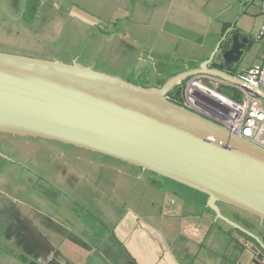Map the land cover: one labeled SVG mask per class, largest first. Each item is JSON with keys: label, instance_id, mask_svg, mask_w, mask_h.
I'll list each match as a JSON object with an SVG mask.
<instances>
[{"label": "water", "instance_id": "obj_1", "mask_svg": "<svg viewBox=\"0 0 264 264\" xmlns=\"http://www.w3.org/2000/svg\"><path fill=\"white\" fill-rule=\"evenodd\" d=\"M250 41L226 32L197 68L145 87L79 63L0 51V133L60 142L145 169L264 221V149L169 99L205 73L241 85ZM209 65H213L210 67ZM218 212V211H217ZM121 262L135 264L123 254Z\"/></svg>", "mask_w": 264, "mask_h": 264}, {"label": "crops", "instance_id": "obj_2", "mask_svg": "<svg viewBox=\"0 0 264 264\" xmlns=\"http://www.w3.org/2000/svg\"><path fill=\"white\" fill-rule=\"evenodd\" d=\"M140 1L142 5L139 4V8L135 9L139 14H143L144 23L141 24L144 25V30L152 29L151 26H158L159 31L166 35V38L161 37L155 44L147 45L150 47L143 52L142 56L133 54L137 56L134 64L139 65L136 69L138 68V72L142 71L143 79L147 82L146 87H159L169 77L181 71L197 68L208 59L226 32H237L239 35L246 36L251 42L249 48L244 49L240 60L242 61L248 53L255 51V49L252 50L254 43L250 29L258 23L261 27L264 25L257 21L260 16L254 17V23L250 29L241 22L243 17L257 14V7L261 0ZM69 2L73 7L57 3V0H0V40L31 51V53L18 51L19 54L59 59L57 54L59 46L56 44L59 32L56 30L59 31L62 27L60 18L64 19L65 25L70 18L77 17L72 8L84 9L81 5H76L74 0ZM132 8L130 14L133 12ZM232 19L235 20L233 23ZM260 20L264 18L261 17ZM95 30L96 32H91L89 39L85 37L88 40H84L87 56L96 53V57H101L106 49V52H110L108 49L115 50L112 54L116 56L122 48L131 51L137 48L136 40L127 41L126 32L110 30L100 25ZM259 32L260 29L258 36ZM146 37L152 38L150 34ZM67 38L70 41L66 38L63 40L65 48L70 46L68 43L76 41L71 37L67 36ZM150 48H157L158 51L153 52ZM178 49L182 50L184 56L177 54ZM193 49L196 51L193 52ZM44 52L48 54L43 55ZM263 56L264 54L245 69L260 65ZM71 59L77 60L74 56H71ZM101 59L103 60V57ZM81 63L90 65L88 61ZM209 66L213 67V65ZM232 73L238 74L236 69L232 70ZM177 90L175 87L171 89L170 96L176 95ZM234 95H237L235 91H233ZM14 163L22 167L19 162ZM17 173L18 171L16 175ZM50 175L51 177H46L47 185H52L59 190V193L54 188V190H48L41 187L42 193H51L54 197L56 194L57 196L67 194L70 188L62 182L65 175H58V177L56 173ZM4 180L0 177V237L5 241V244L0 246V264H90L91 258L95 255H99L101 261H110L108 254L102 251L104 234L97 233L96 229H90L87 232L86 219L83 220L75 215L71 220L53 219L51 217L53 215L47 213L50 211L49 208L41 204L44 202H41L39 193L34 191V186H30L31 188L18 186L17 182L10 186ZM30 190L33 193V195L30 194V198L33 200L28 199L27 196ZM66 198L54 209L59 211L69 209L71 214L75 206L68 196ZM44 204L49 205L46 202ZM133 217L135 219V216ZM74 223L79 224V228L76 229L73 226ZM92 225L95 227V224ZM92 225H90L91 228ZM179 248L175 251V255L179 253ZM206 253L207 256H211L210 252Z\"/></svg>", "mask_w": 264, "mask_h": 264}, {"label": "rangeland", "instance_id": "obj_3", "mask_svg": "<svg viewBox=\"0 0 264 264\" xmlns=\"http://www.w3.org/2000/svg\"><path fill=\"white\" fill-rule=\"evenodd\" d=\"M75 1L76 0H74V3L76 5L79 4L81 7H84V9L78 8L75 10L72 8L77 17L70 18L65 25L63 24L64 19L62 20V18H60L62 21L60 25L62 27L59 28V31H57L58 29L56 30V32H59L56 38L58 40L56 44L59 46L57 50L59 60L67 62V60H72L71 56H74L77 58L79 63L88 61L90 62V65L98 71L115 75L129 82L145 86L147 82L143 79L142 71L138 72V68L136 69V67L139 65L134 64L137 56L133 54L142 56L143 52L147 51V49L150 47L147 45L153 43L155 44V42H157L161 37L166 38V35L159 31L158 26H151L152 29L144 30L145 27L143 24H141L144 23L143 14H139V12L135 9L136 7L139 8V6L142 5V1ZM59 2L63 5H68V7L69 5L73 7L69 0H57V3ZM131 8L133 9L132 14H130ZM256 16H260L257 19L258 22L264 23V20H260L261 17L264 18V13H262L260 10V3L259 7H257V14L245 16L241 22L242 24L246 25L247 29H250L252 23H254L253 19ZM234 19H232V23L235 21ZM99 25L107 27L110 30H119L123 33L126 32L125 35H127L129 38H127V41L130 39L136 40L137 48L134 51L122 48L119 50L116 56L115 54H112L115 50L108 49L111 52L110 53L106 52V49L104 54L101 56L103 57V60L99 56L96 57V53L87 56V51L84 48V40L86 39L85 37L88 38L92 31L96 32L95 29L98 28ZM256 25L250 29L252 30V33L250 34L252 37L251 39L254 43L252 50L255 49V51L253 50L252 52L248 53L242 61L237 63L236 70L238 73L246 67L251 66L254 61H257L264 54V36L258 38V30L260 29L261 24L258 23ZM147 34H150L152 38H147ZM197 35L199 34L197 33ZM67 36L73 38V40L76 41L68 43L70 46L65 48V43L63 40L65 38L66 40H69ZM4 42L5 41L0 40V51L16 54L20 53L18 51H26L31 53V51L25 50V48H17L11 43ZM172 42L175 41L172 40ZM150 49H153V52L158 51L157 48ZM192 51L195 52L196 50L193 49ZM47 54V52L43 53V55ZM177 54L183 55L182 50L178 49ZM39 57L44 58V56ZM218 90L220 93L228 97L239 99L238 95L233 96L234 90L230 87L220 86ZM26 138L27 137L24 138L21 136L0 133V143L3 144L0 145V177L3 180L4 177H6L4 181L10 186H13L15 182L18 183V186H34V191L38 192L39 194L36 192L35 193L40 195L42 199L41 202H46L49 204L46 205L41 203L42 205H45L47 209L49 208L50 211H47V213L53 215L51 216L53 219L71 220L73 218L72 216L75 215L76 217H79L83 220L86 219V223L88 224V227L86 226L87 232H89L90 229H96L97 233L100 232L104 234V236L115 229H123L120 226L118 227L119 218L123 212H126L127 215L135 216L136 224L142 227H159V223H157L158 219L154 216L156 213H158V210L150 202L154 198L152 194L154 192V188L149 184H145L144 179L141 180V178L138 177L139 174L137 173L133 176L127 175L128 173H126L125 170L131 167L129 164L109 156L81 149L72 145L33 137L27 138L36 145L41 144L44 147L46 146L51 148L52 151H50V155H52V158H50V155L47 156L45 154L43 147H36V150H34L33 145H25L24 139ZM17 147L19 150H17ZM60 153H63V155H60ZM45 157L48 159L50 158L49 161L54 162L55 164H64L63 167L69 169L68 172L71 175L70 181L72 182L69 185L70 189L66 188L69 189L67 194H63L61 196H57L56 194L54 197V195L51 193L44 194L42 193V190H40L41 187L48 188V190L56 189L52 185H47L48 183L46 177H51L50 174H52L54 171L50 169V171H52V173H50L48 168L46 170V163L44 161ZM11 160L18 161L22 167L16 165V163ZM73 165H78L79 167H74ZM53 167L54 165L52 168ZM133 168L136 170V172L145 170L139 167ZM16 171H18L17 175ZM14 175H16V177H14ZM17 177L18 180H16ZM25 191L27 192V190ZM57 191L59 193V190ZM26 194L24 195L26 196ZM30 194L33 195L31 190L27 196L28 199L33 200L30 198ZM66 196L71 199L70 201H72L73 206H75V210L74 212L72 211L71 214L69 209L63 211L54 209L57 204H61L60 201L67 199ZM28 199L26 198L27 201ZM157 203L158 202H156V204ZM74 224L75 225L73 226H75L76 229L79 228V224ZM92 224H95V227ZM90 225H92V228ZM166 228L167 226L165 225L161 228L162 235H172L171 232ZM210 233L211 235L216 233L214 227L211 229ZM218 238L221 241L217 240V243L214 241L212 244L210 243V245H208L207 242H204V245H208L210 249V251L208 250V253L210 252L212 254L211 256H207V251H201L202 258L212 264H254L250 262V255L247 250L245 251L246 255H244V257L238 255L240 252H237L236 255L231 253V255H227L225 258L222 254V249H224L223 244H227V240L225 239L226 241H223L221 239L224 237ZM4 244V239L2 240L0 237V246ZM138 246L135 248L131 244V249L133 251L132 257L136 259L138 264H165V260H158L154 254L146 249L144 243H141V245ZM220 253L222 256H219ZM90 264L112 263L110 261H101L99 255H95L91 258Z\"/></svg>", "mask_w": 264, "mask_h": 264}, {"label": "flooded vegetation", "instance_id": "obj_4", "mask_svg": "<svg viewBox=\"0 0 264 264\" xmlns=\"http://www.w3.org/2000/svg\"><path fill=\"white\" fill-rule=\"evenodd\" d=\"M27 138L24 139L25 145H33L34 150L36 147H43L47 156L51 154V148L41 144L36 145ZM0 145L3 144L0 143ZM17 150H19L18 147ZM51 156L50 158H52ZM49 159L44 158L46 170L48 168L50 173H52L50 169L53 170L57 177L65 175L62 182L69 187L72 182L69 169L64 168V164H55ZM73 166L79 167L78 165ZM130 166L125 170L127 175L133 176L137 173L141 180L144 179L145 184L154 188L152 193L154 198L150 202L158 210L154 216L158 219L159 227H142L136 224L132 215L123 212L118 223V227L123 229H115L104 236L102 251L108 254L112 264H115L112 258H115L116 262L123 261V254H127L129 260L138 264L132 257L131 244L136 248L141 243H144L146 249L158 260H165V264H212L201 257V251L205 249L210 251L207 248L208 245L212 240L217 243V240H220L218 237H224L221 238L223 241L227 240V244H223V253L221 252L223 256L231 255V253L236 255L237 252H240L238 255L244 257L247 250L250 262L264 264V221L260 218L222 202L213 203L217 212L210 207L207 195L147 170L136 172L133 168L136 166ZM156 202L158 203L156 204ZM164 225L172 235H162L161 228ZM213 227L216 233L211 235L210 231ZM204 242H207L208 245L205 246ZM178 248L180 251L175 255ZM221 253L219 256H222Z\"/></svg>", "mask_w": 264, "mask_h": 264}, {"label": "built area", "instance_id": "obj_5", "mask_svg": "<svg viewBox=\"0 0 264 264\" xmlns=\"http://www.w3.org/2000/svg\"><path fill=\"white\" fill-rule=\"evenodd\" d=\"M260 10L264 13V0L260 1ZM262 36L264 25L258 37ZM236 76L245 84L264 91V56L260 65L242 70ZM220 86L232 88L239 99L220 93ZM167 97L264 149V98L255 92L220 77L200 73L185 80L176 95L168 94Z\"/></svg>", "mask_w": 264, "mask_h": 264}, {"label": "trees", "instance_id": "obj_6", "mask_svg": "<svg viewBox=\"0 0 264 264\" xmlns=\"http://www.w3.org/2000/svg\"><path fill=\"white\" fill-rule=\"evenodd\" d=\"M184 82H185V81H184ZM184 82H183V83H184ZM178 88H179V87H178ZM178 88H177V89H178ZM236 96H237V95H236ZM31 138H32V137H31ZM39 139H40V138H39Z\"/></svg>", "mask_w": 264, "mask_h": 264}]
</instances>
